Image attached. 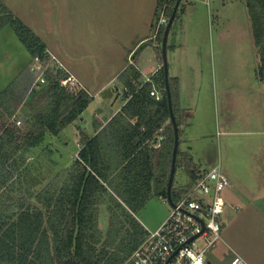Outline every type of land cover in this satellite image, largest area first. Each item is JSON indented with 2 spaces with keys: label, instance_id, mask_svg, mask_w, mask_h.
<instances>
[{
  "label": "rangeland",
  "instance_id": "rangeland-1",
  "mask_svg": "<svg viewBox=\"0 0 264 264\" xmlns=\"http://www.w3.org/2000/svg\"><path fill=\"white\" fill-rule=\"evenodd\" d=\"M2 1L27 25L32 23L36 32L49 38L47 48L87 78L89 90L86 91L92 95L90 105L78 119L59 135L48 134L28 154L23 171L31 188L43 189L78 158L84 137L94 132L96 112L107 106L115 84L121 82L116 78L109 83L110 79L123 65L136 63L138 48L144 44L141 48L144 62L139 63L143 69L154 64L157 57L163 62L161 37L138 46L136 35L146 25L155 34L158 26L165 25L159 18L167 15L157 12L159 0ZM247 3L248 0H182L169 35L168 61L171 77L181 73L187 83L195 78L193 68L199 73L202 69V82L197 90H191L186 84L182 93L178 87L175 100L178 103L181 97L183 106L189 103L195 107L202 98V169L207 167L206 153L209 160L210 153L212 157L219 156L211 169L221 163L231 182L224 190L229 203L222 216V238L211 250L230 244L246 253L254 263L264 264V71L262 78L259 72L263 64ZM33 63L34 56L16 29L11 24L3 25L0 91L24 88L32 75L35 81L39 72L33 70ZM136 67H139L137 63ZM34 81L26 100L35 92L43 93L49 86L34 88ZM24 110L17 112V130L22 131L18 137L20 142L25 133L36 127L33 120L25 117L28 111ZM187 146L184 141L180 148L184 150ZM188 181L189 173L180 165L174 185L180 187ZM161 202L151 198L137 216L146 223H157L165 212ZM107 222L108 214L103 211L101 227L105 229ZM197 241L204 243L202 238ZM223 255L227 264L233 252L225 251ZM172 264H184V261L175 260Z\"/></svg>",
  "mask_w": 264,
  "mask_h": 264
},
{
  "label": "trees",
  "instance_id": "trees-1",
  "mask_svg": "<svg viewBox=\"0 0 264 264\" xmlns=\"http://www.w3.org/2000/svg\"><path fill=\"white\" fill-rule=\"evenodd\" d=\"M176 2L159 0L157 12L169 19ZM247 5L263 78L264 0H248ZM5 24L16 29L34 57L47 49L34 30L0 0V29ZM165 29L166 24L158 31L161 41ZM46 75L43 86H49L30 100L26 99L34 75L24 88L0 91V264H123L149 235L138 212L153 193L165 200L168 197L175 134L164 66L151 81L142 82L140 71L129 65L120 80L128 89L125 97L131 94V98L99 133L84 137L78 158L68 169L36 191L22 170L26 153L41 145L48 134L59 135L92 100L84 89L63 87L60 71L48 70ZM170 83L180 127L175 100L178 78L170 77ZM156 89L162 92L160 99ZM23 109L36 127L20 142L22 131L17 130L16 122L17 112ZM166 122L161 146L154 148L156 133ZM180 165L190 181L180 187L173 185L174 201L183 198L206 173L190 152L179 147L177 169ZM103 211L108 214L105 229L100 224Z\"/></svg>",
  "mask_w": 264,
  "mask_h": 264
},
{
  "label": "built area",
  "instance_id": "built-area-1",
  "mask_svg": "<svg viewBox=\"0 0 264 264\" xmlns=\"http://www.w3.org/2000/svg\"><path fill=\"white\" fill-rule=\"evenodd\" d=\"M159 21L166 24L169 20L162 16ZM130 65L136 67L133 61ZM33 70L39 72L34 88L47 82L48 70H56L64 71L60 77L63 87L70 91L86 90L76 75L48 48L34 57ZM151 80V77H147L145 82ZM18 123L21 125L22 121ZM230 184L221 163L205 173L183 198L175 201L164 224L155 231H149L147 239L123 264H166L174 254L169 264L175 260H183L184 264H207L208 252L222 238V216L228 205L224 190ZM194 236L197 237L192 239ZM198 238H202L204 243H199ZM230 264L247 262L242 256L235 255Z\"/></svg>",
  "mask_w": 264,
  "mask_h": 264
},
{
  "label": "crops",
  "instance_id": "crops-1",
  "mask_svg": "<svg viewBox=\"0 0 264 264\" xmlns=\"http://www.w3.org/2000/svg\"><path fill=\"white\" fill-rule=\"evenodd\" d=\"M153 4V2H152ZM152 9L154 8V5L151 7ZM156 8V7H155ZM27 24V23H26ZM30 28H32L35 31V27L32 25H28ZM149 26L146 25L145 30L142 32V29L139 28L138 29V34L136 35L138 42V46L142 43V42H148V41H152L154 39H159V34H158V28L156 29L155 34L151 33L150 28H148ZM35 33L46 43L47 46H49L47 44V42L49 41V38L39 32ZM57 37L59 38V36L57 35ZM157 37V38H156ZM131 39V38H130ZM159 42V41H158ZM159 44V43H158ZM157 44V45H158ZM144 44H142L138 49H137V59H136V63L138 64V66L140 67L139 63L140 62H144V56H143V50H141L142 46ZM137 46V47H138ZM51 49V48H50ZM51 51L65 64V66H68L65 61L58 55V53H56L54 50L51 49ZM200 58H198V64H200ZM163 63V62H162ZM162 63H160V59L159 57L156 58V61L154 64H152L151 66H145L144 69L142 67H136L140 73H141V81L145 82V79H147V77H152L159 71V69L162 67ZM69 67V66H68ZM127 68V65H123L122 69L119 70V72L117 73V75H114L112 77V79H110V82H114L116 80V78L120 79V74ZM73 74L76 75V77L80 80V82L82 83V85L86 88V90H89L87 87V78L84 77V75H80L77 72H75L72 68H68ZM194 72H195V78L191 79V81L189 80V82H186V79L183 77V74L180 73L179 76L174 77V78H178L179 81V87L180 90H182L181 92L183 93V89H185L186 84L188 86H190L191 90H197V88L199 87V85L202 82V77L200 75V73L202 74V69H200V73L197 71V68H193ZM199 69V68H198ZM197 73L198 76L196 75ZM171 77V74H170ZM86 80V81H85ZM121 81V80H120ZM107 83V84H109ZM117 87V89H116ZM126 86H124L122 84V82L120 83H116L115 87L113 88V90L111 91L110 97H108L107 99V106H103L101 107L95 114V119L93 122L94 125V132L92 135L87 136V137H93L95 136L97 133H99L109 122L110 120L115 116V114L117 112H119L122 107L127 103V101L129 100L130 97L126 98L125 97V90ZM104 89V87H103ZM89 93H91L90 91H87ZM156 92V97L159 96L161 97L162 92L158 89L155 90ZM91 95V94H90ZM92 96V95H91ZM160 99V98H157ZM195 102V101H194ZM182 101H181V97L178 100V112H179V117L181 119V141H180V145L182 144V142H186L188 143V146L186 149H184L183 151H188L192 154L193 159L197 165V167L202 171V161H203V157H202V98H199V100H197V104H195V107H191L189 103H187L188 105L183 106L182 105ZM200 114V115H198ZM197 116L201 117L199 118V124L197 123L196 125V119ZM192 118L193 121L191 120ZM192 121V122H191ZM135 122V121H132ZM169 122H166L164 124V126L156 133V139L154 140V142L152 143L154 148H159L161 146V142L162 139L164 138L163 136V132L166 130V127L168 125ZM198 141H200V144H197ZM192 143V144H190ZM200 145V146H199ZM34 148H32L31 150H33ZM28 151L26 153V159L28 157V154L31 152ZM79 152V151H78ZM119 153H121V150L119 149ZM215 154V153H214ZM211 155V159L209 160L210 156L209 153L205 154V163L207 164L204 169V171H207L209 169H211V166H214V164L216 163L218 157L213 156L212 157V153H210ZM208 162V163H207ZM27 162H25V165L23 166L22 170H24V167L26 166ZM24 172V171H23ZM61 173V172H60ZM58 173V174H60ZM25 176L27 177L26 173L24 172ZM57 174V175H58ZM56 175V176H57ZM27 179L29 180V178L27 177ZM31 186V185H30ZM35 189V188H34ZM42 189H38L36 191H41ZM156 198L157 201H162V205H165V212L163 214V217L155 224H151L146 223L144 220H140V218L138 217V219L144 224V226L149 230V231H155L158 228H160L162 226V224H164V222L168 219V217L170 216L171 213V206L169 204V202L165 199H163L162 197H160L159 195L153 193L151 198ZM226 197V196H225ZM149 199V200H150ZM148 200V201H149ZM228 203H229V199L227 198ZM148 203V202H147ZM146 203V205H147ZM164 203V204H163ZM145 205V206H146ZM144 206V207H145ZM225 248H218V246L216 248H214L213 250L209 251L207 254V264H224V252L225 251H232L233 252V256L231 257V260L233 259V257L235 255H240L242 256L247 264H256L253 262V259L251 257H249L246 253H243L242 251H238L235 248H233L230 244H228L227 246H224ZM231 260L227 263L230 264Z\"/></svg>",
  "mask_w": 264,
  "mask_h": 264
},
{
  "label": "water",
  "instance_id": "water-1",
  "mask_svg": "<svg viewBox=\"0 0 264 264\" xmlns=\"http://www.w3.org/2000/svg\"><path fill=\"white\" fill-rule=\"evenodd\" d=\"M181 1L182 0H177L174 6L171 17L169 18V21L167 23V26L164 32L163 41H162L163 42L162 43L163 66L165 70L167 97H168V102H169L171 121L173 123L174 134H175V143H174V148H173V160H172V166H171L170 177H169L168 188H167V193H168L167 201L169 202L171 206H175V201L172 195V189H173V185H174V181L176 177L177 156H178V151L180 147V127H179L178 120H177V117L174 111L173 96H172L171 83H170V69H169V61H168V41H169L170 31L176 19ZM197 236H194L192 239L196 238ZM173 256H175V254ZM173 256L166 262V264L170 263Z\"/></svg>",
  "mask_w": 264,
  "mask_h": 264
}]
</instances>
